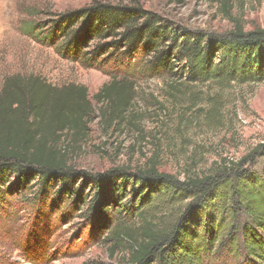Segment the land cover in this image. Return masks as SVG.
<instances>
[{
  "label": "trees",
  "instance_id": "1",
  "mask_svg": "<svg viewBox=\"0 0 264 264\" xmlns=\"http://www.w3.org/2000/svg\"><path fill=\"white\" fill-rule=\"evenodd\" d=\"M45 26L44 43L84 67L112 62L141 75H174L190 83L264 79L262 28H178L132 1H95ZM176 65L178 72L173 70ZM128 76L114 75L91 99L82 85L56 86L38 75L10 74L3 79L0 210L8 195L28 188L34 179L41 198H48L58 185L55 198L69 195L75 201H80L84 186L92 184L90 205L98 225L127 244V264H205L208 258L224 255H240L245 264H264V138L237 160L185 179L154 167L93 174L68 164L62 137L70 133V142L84 138L93 114L91 100L106 102L108 118H119L134 96V75ZM170 87L178 91L176 84ZM215 108L216 103L211 116ZM128 188L126 209L135 228L109 220L113 209L108 207L127 197ZM166 212L170 214L163 216Z\"/></svg>",
  "mask_w": 264,
  "mask_h": 264
},
{
  "label": "rangeland",
  "instance_id": "2",
  "mask_svg": "<svg viewBox=\"0 0 264 264\" xmlns=\"http://www.w3.org/2000/svg\"><path fill=\"white\" fill-rule=\"evenodd\" d=\"M95 1L137 2L175 27L189 30L227 32L236 25L264 29V0H225V8L223 0H0V87L10 74L38 75L56 86L82 85L91 99L114 75H134V96L119 118H108L106 102L91 100L93 114L84 138L70 142V133L62 137L68 164L93 174L154 167L185 179L237 160L262 141L264 79L190 83L174 75H141L112 62L84 67L61 56L55 45L44 43L45 24ZM174 84L177 92L170 87ZM36 182L8 195L1 207L0 264H127V244L98 225V214L90 205L92 184H86L80 201H75L69 195L55 198L58 185L48 198H41ZM130 196L128 188L127 197L108 207L113 209L112 224L137 226L126 209ZM170 220L165 218L168 224ZM205 264L245 261L240 255H224L208 258Z\"/></svg>",
  "mask_w": 264,
  "mask_h": 264
}]
</instances>
